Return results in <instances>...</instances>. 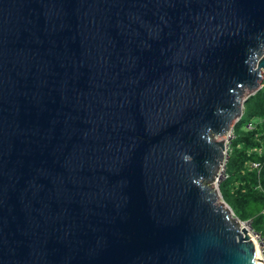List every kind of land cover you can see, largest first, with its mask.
<instances>
[{
	"label": "water",
	"instance_id": "1",
	"mask_svg": "<svg viewBox=\"0 0 264 264\" xmlns=\"http://www.w3.org/2000/svg\"><path fill=\"white\" fill-rule=\"evenodd\" d=\"M263 72L264 0H0V264L261 261L216 177Z\"/></svg>",
	"mask_w": 264,
	"mask_h": 264
},
{
	"label": "trees",
	"instance_id": "2",
	"mask_svg": "<svg viewBox=\"0 0 264 264\" xmlns=\"http://www.w3.org/2000/svg\"><path fill=\"white\" fill-rule=\"evenodd\" d=\"M250 97L235 125L227 179L220 185V193L238 219L250 221L264 235V87ZM250 119L255 125L247 131L243 126ZM250 161L259 162V167L251 169Z\"/></svg>",
	"mask_w": 264,
	"mask_h": 264
},
{
	"label": "rangeland",
	"instance_id": "3",
	"mask_svg": "<svg viewBox=\"0 0 264 264\" xmlns=\"http://www.w3.org/2000/svg\"><path fill=\"white\" fill-rule=\"evenodd\" d=\"M262 75H263V82H261V84H260V88L257 90V91H254V94L256 93V92H258L262 87H264V85H263V83H264V72L262 73ZM253 94V95H254ZM249 99H251V97H249ZM245 105V104H244ZM243 111H244V106H242V114H243ZM242 116V115H241ZM241 116L240 117H238V118H236V119H234V121L232 122V125H231V129L233 130V132H232V130L230 129L229 131H228V134H230V138H231V141H226L224 144H225V146H226V149H224V154H223V160H222V162H221V164H220V166L222 165V164H227V162H228V160H229V157H230V154H231V151H232V147H233V143H234V140H235V138H236V134H235V125L237 124V122H239L240 121V118H241ZM248 122H251L252 123V128H250V129H247L246 128V125H247V123ZM248 122H246L245 124H244V126H243V129H245V130H252L253 128H254V125H255V120H253V119H250ZM250 151V150H249ZM226 170V169H225ZM224 172V173H223ZM223 172H222V174L220 175V176H218L217 175V177H216V179L218 180V182L216 183V185H217V190H218V201L219 202H223L224 201V199H223V197H222V195H221V193H220V185L222 184V182L223 181H225L226 179H227V174H226V172L224 171V167H223ZM219 174V173H218ZM214 184V183H213ZM226 206H228L227 204H226ZM235 216V215H234ZM248 227L250 226V224L249 225H247ZM248 227H247V229H248ZM251 231V228H249V232Z\"/></svg>",
	"mask_w": 264,
	"mask_h": 264
},
{
	"label": "built area",
	"instance_id": "4",
	"mask_svg": "<svg viewBox=\"0 0 264 264\" xmlns=\"http://www.w3.org/2000/svg\"><path fill=\"white\" fill-rule=\"evenodd\" d=\"M246 128L247 129L252 128V123L251 122H248L247 125H246ZM232 132H233V130H232ZM229 141H231V138H229ZM225 149H226V146H225ZM260 151L261 150H258V153H260ZM223 167H224V171L227 174V170H225V169H227V165L226 164L225 165L222 164L220 166V168H219V171H218L219 176H220V171L223 172ZM249 167L251 169H257L259 167V162H257V161H250L249 162ZM217 182H218V180H216V183ZM245 223H246V225H249L250 224L249 227L247 226L248 227V232H249V228H251V231L249 232V235L255 241V243H256V251L255 252H256V255L261 259V261L259 259H256V260L258 262H260V264H264V235L260 231H256L255 229H253L250 221H245Z\"/></svg>",
	"mask_w": 264,
	"mask_h": 264
},
{
	"label": "bare ground",
	"instance_id": "5",
	"mask_svg": "<svg viewBox=\"0 0 264 264\" xmlns=\"http://www.w3.org/2000/svg\"><path fill=\"white\" fill-rule=\"evenodd\" d=\"M231 129V127L229 128V130ZM228 130V131H229ZM228 131H227V133H228ZM227 133H225L224 135H222L221 136V138L220 139H224V141L226 142L227 140H229V138H230V135L229 134H227ZM222 174V171H220V175ZM218 176H219V174H218ZM218 178V177H217ZM245 224V226L247 227V225H246V223H244ZM255 245H256V243H255ZM256 253V252H255ZM256 264H260V262H258L257 260H256Z\"/></svg>",
	"mask_w": 264,
	"mask_h": 264
}]
</instances>
